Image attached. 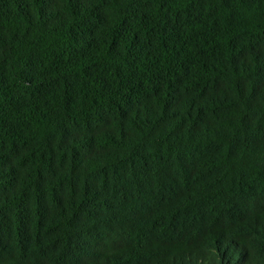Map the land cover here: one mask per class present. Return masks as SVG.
Returning a JSON list of instances; mask_svg holds the SVG:
<instances>
[{"label":"trees","instance_id":"trees-1","mask_svg":"<svg viewBox=\"0 0 264 264\" xmlns=\"http://www.w3.org/2000/svg\"><path fill=\"white\" fill-rule=\"evenodd\" d=\"M0 264H264V0H0Z\"/></svg>","mask_w":264,"mask_h":264}]
</instances>
